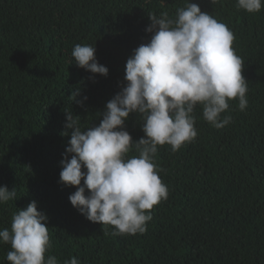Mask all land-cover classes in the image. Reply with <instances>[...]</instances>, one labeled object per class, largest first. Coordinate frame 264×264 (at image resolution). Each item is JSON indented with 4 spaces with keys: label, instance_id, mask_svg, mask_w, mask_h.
I'll list each match as a JSON object with an SVG mask.
<instances>
[{
    "label": "trees",
    "instance_id": "trees-1",
    "mask_svg": "<svg viewBox=\"0 0 264 264\" xmlns=\"http://www.w3.org/2000/svg\"><path fill=\"white\" fill-rule=\"evenodd\" d=\"M188 2L235 34L248 107L240 111L238 100H230L224 115L232 121L217 129L197 105L195 140L175 153L158 146L154 157L168 199L151 210L145 233L114 236L112 226L91 222L73 207L75 186L59 182L71 132L65 110L79 115L82 128L98 125L106 102L126 84L127 59L151 38L149 14L174 17ZM236 3L0 0V186L16 192L0 204V230L36 201L48 216L49 254L59 264L73 256L80 264H264V8L249 13ZM76 44L95 46L106 77L76 65ZM142 123L137 113L126 120L133 140L144 136ZM10 250L0 243V264H10Z\"/></svg>",
    "mask_w": 264,
    "mask_h": 264
},
{
    "label": "clouds",
    "instance_id": "clouds-1",
    "mask_svg": "<svg viewBox=\"0 0 264 264\" xmlns=\"http://www.w3.org/2000/svg\"><path fill=\"white\" fill-rule=\"evenodd\" d=\"M236 6L257 13L264 0H237ZM149 19L145 31L151 38L127 59L126 84L106 102L99 124L82 128L79 115L65 110V128L71 132L59 182L75 186L69 195L73 207L91 222L112 226L114 236L145 233L151 210L168 199L154 157L158 146L167 144L175 153L195 140L197 105L217 129L232 121L224 115L230 100H238L240 111L248 107L244 61L233 47L232 30L192 2L177 8L174 17L165 11ZM95 52V46L76 44L72 57L78 67L106 77L109 69L98 63ZM78 93L73 91L71 100ZM132 113L143 121L144 136L138 140L125 128ZM133 151L138 155H130ZM15 198L14 188L0 186V204ZM47 221L36 201L13 213L10 229L0 230V243L11 248L6 255L10 264H59L49 254L53 243ZM65 264L80 261L73 256Z\"/></svg>",
    "mask_w": 264,
    "mask_h": 264
}]
</instances>
